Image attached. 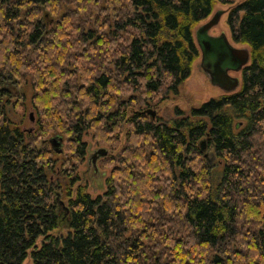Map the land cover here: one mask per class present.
I'll use <instances>...</instances> for the list:
<instances>
[{"label": "trees", "instance_id": "obj_1", "mask_svg": "<svg viewBox=\"0 0 264 264\" xmlns=\"http://www.w3.org/2000/svg\"><path fill=\"white\" fill-rule=\"evenodd\" d=\"M219 2L0 0V264H264V0L228 18L251 54L239 91L172 124L142 113L191 76ZM28 88L33 131L15 120ZM123 121L93 197L76 187L84 136L114 148Z\"/></svg>", "mask_w": 264, "mask_h": 264}, {"label": "rangeland", "instance_id": "obj_2", "mask_svg": "<svg viewBox=\"0 0 264 264\" xmlns=\"http://www.w3.org/2000/svg\"><path fill=\"white\" fill-rule=\"evenodd\" d=\"M243 1L244 0H226V3H217L213 10V13L206 20L202 21L197 26V28L210 22L218 12H221V19L219 23L210 30L209 34L214 37H218L224 34L227 37L229 43L234 48L248 49L250 51L247 45L238 44L233 40L228 24L230 12L233 8H235L236 5ZM197 28L195 29V31L197 30ZM195 31L194 39L196 45L198 46ZM199 51L200 54L198 59L193 64L191 76L180 86L178 94L172 92L167 95L164 101L157 103L152 102L150 105H147L145 109H142V113L144 115L148 116L152 120L160 122L161 124H172L178 116L177 110H181L182 112H184V114H189L193 108H197L213 98H219L227 94L223 89L214 86L210 82L209 77L201 67L202 52L200 49ZM242 72L243 71L230 73L232 77L238 78L240 80L241 85ZM240 88L237 91H239ZM32 93L33 92L31 88H28L26 90V98L24 101L25 110L17 113V116L15 117L16 122L21 123V128L23 130L33 131L37 129V116L31 103ZM149 111L156 112V116L153 117L152 114L149 113ZM128 131L129 123H127V121H123L121 123L120 132L118 133V131H115L114 136H117V143L114 148L106 143H99L95 138V134L93 131L88 132L84 136V142L87 144V154L77 167L79 180L76 183V187L85 186L87 191L93 197H97L107 190V180L111 175L113 168L105 167V161L103 160V157H101L97 162L96 168L94 169L90 164V156L100 149H106L108 151L107 157L112 158L117 156L122 152L123 148L126 145ZM53 137H55V135L51 136L50 139H52ZM67 141L68 138L64 137V150ZM140 144L141 143L132 144L131 146V144L129 143L128 147H130L131 149H135L136 145ZM207 154V161L210 162L212 166H216L215 170L219 171L221 167L220 165L217 166V164L219 163V159L215 157V155H213L212 150H207ZM24 264H32V260L29 259Z\"/></svg>", "mask_w": 264, "mask_h": 264}, {"label": "water", "instance_id": "obj_3", "mask_svg": "<svg viewBox=\"0 0 264 264\" xmlns=\"http://www.w3.org/2000/svg\"><path fill=\"white\" fill-rule=\"evenodd\" d=\"M220 19L221 12H218L210 22L197 28L195 36L202 52L201 67L209 77L210 82L223 89L227 94H233L240 88L241 82L238 78L232 77L230 73L243 71L251 61V54L248 49L234 48L224 34L218 37L209 34ZM149 113L153 117L156 116V112L149 111ZM50 144L58 154L63 152V139L61 137H53L50 139ZM107 155L106 149H100L91 154V166L95 169L98 160Z\"/></svg>", "mask_w": 264, "mask_h": 264}]
</instances>
